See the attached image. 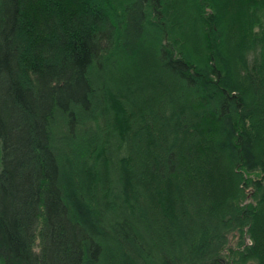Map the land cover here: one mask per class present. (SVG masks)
Returning <instances> with one entry per match:
<instances>
[{
	"label": "trees",
	"instance_id": "obj_1",
	"mask_svg": "<svg viewBox=\"0 0 264 264\" xmlns=\"http://www.w3.org/2000/svg\"><path fill=\"white\" fill-rule=\"evenodd\" d=\"M0 264H264V0H0Z\"/></svg>",
	"mask_w": 264,
	"mask_h": 264
},
{
	"label": "rangeland",
	"instance_id": "obj_2",
	"mask_svg": "<svg viewBox=\"0 0 264 264\" xmlns=\"http://www.w3.org/2000/svg\"><path fill=\"white\" fill-rule=\"evenodd\" d=\"M143 36L145 34V31H143ZM235 37V32H232L231 30L228 31V37ZM149 45V43H148ZM151 45L147 47L145 50V55L143 57H140L138 66H135V63H132L133 61L130 59L129 53L124 54L123 57L116 58V61L114 65L116 64V70L112 72V81H111V86L115 89L121 88L122 91H127L129 88V79L134 78L137 76L136 73H139L140 76H144L143 72H140L139 66L143 68H148V63H150V58H151ZM114 76V77H113ZM117 78V82L115 83V79ZM140 78V77H138ZM114 89V90H115Z\"/></svg>",
	"mask_w": 264,
	"mask_h": 264
}]
</instances>
